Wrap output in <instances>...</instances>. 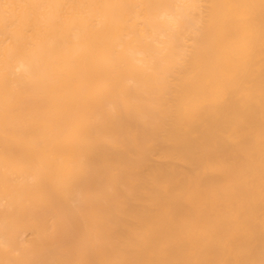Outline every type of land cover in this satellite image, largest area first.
I'll return each mask as SVG.
<instances>
[{"label":"bare ground","instance_id":"bare-ground-1","mask_svg":"<svg viewBox=\"0 0 264 264\" xmlns=\"http://www.w3.org/2000/svg\"><path fill=\"white\" fill-rule=\"evenodd\" d=\"M0 264H264V0H0Z\"/></svg>","mask_w":264,"mask_h":264}]
</instances>
